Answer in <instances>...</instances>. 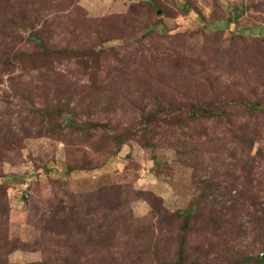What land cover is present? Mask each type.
<instances>
[{
    "label": "rangeland",
    "instance_id": "obj_1",
    "mask_svg": "<svg viewBox=\"0 0 264 264\" xmlns=\"http://www.w3.org/2000/svg\"><path fill=\"white\" fill-rule=\"evenodd\" d=\"M168 102L227 115L179 125L181 111L165 107L154 132L140 125ZM69 119L106 129L75 130ZM122 129L137 133L115 151L110 138ZM84 159L87 170L67 175ZM0 173L9 237L29 245L49 207L109 203L94 242L106 251L99 257L80 235L79 264L177 259L181 224H157L148 194L170 215L194 208L185 264L259 253L264 0H0ZM99 190L104 201L92 196ZM42 259L32 248L9 256Z\"/></svg>",
    "mask_w": 264,
    "mask_h": 264
},
{
    "label": "trees",
    "instance_id": "obj_2",
    "mask_svg": "<svg viewBox=\"0 0 264 264\" xmlns=\"http://www.w3.org/2000/svg\"><path fill=\"white\" fill-rule=\"evenodd\" d=\"M165 107H171L173 112L181 111L177 116H173V119H176V123L179 125L197 123L200 120L222 118L227 115L224 108L214 110L208 105L202 103L192 106L191 111H188V113H184L183 110L180 109L179 104L175 102H168L165 106H160V104L157 105V103H155L150 112L141 114L140 125H143L145 128L151 129V131L154 132L160 122L163 121L160 117L162 116V113L165 112ZM66 121L67 125L75 130L106 129V126L101 123L86 122L80 125L73 119ZM139 130L141 131V128H139ZM134 133H137V131L132 132L131 129H122L119 130V133H115L110 138V141L113 144V150L119 151L124 145H126L127 140H132L135 135ZM113 153L114 152L111 150L110 154ZM83 162L84 163H80L79 160L70 161L67 164V175H71L75 171L87 170L88 168L86 167L87 164L85 159ZM2 178H4V175L0 173V179ZM99 191L100 192L93 193L92 196L96 197L98 200L104 201V197L107 193L106 191L103 193V190ZM144 196L145 200L150 204L151 210L157 216V224L170 227L173 223H177L176 220L181 224V240L179 242L177 259L166 264H185L188 244L187 239L192 231V216L195 213L194 208L189 212H183L179 215H170L164 209L163 201L158 197L153 194ZM82 208H85V210ZM109 208H111L109 203H106L105 205L99 204L93 207L84 205V203L78 204V202L73 199H71L69 205L51 206L41 214L40 238L34 244L29 245L18 239L12 240L9 237V205L7 203V192L6 188L0 184V264H11L9 262L10 255L15 251H28L31 248L43 253L42 261L35 264H79L78 260L80 252L78 249V238L80 235L85 236V239L87 240L86 245L94 244L93 252L101 257L102 253L106 251L107 245L98 246V244H95L94 242L100 240L103 235L100 230L105 228V226L109 225L111 222L105 220V217L109 218L107 214L110 215V213H112ZM255 214L254 231L259 236V239H263L262 250L257 254L252 253L249 255H243L242 264H264V205L261 203L256 204ZM65 249L69 250V253L63 252Z\"/></svg>",
    "mask_w": 264,
    "mask_h": 264
},
{
    "label": "water",
    "instance_id": "obj_3",
    "mask_svg": "<svg viewBox=\"0 0 264 264\" xmlns=\"http://www.w3.org/2000/svg\"><path fill=\"white\" fill-rule=\"evenodd\" d=\"M27 198V194H25V197H24V199H26Z\"/></svg>",
    "mask_w": 264,
    "mask_h": 264
}]
</instances>
